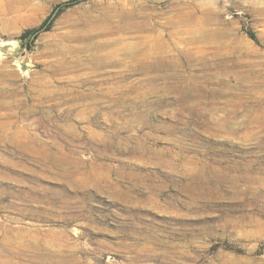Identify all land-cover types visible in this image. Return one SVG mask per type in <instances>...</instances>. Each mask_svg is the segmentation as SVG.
Masks as SVG:
<instances>
[{"label": "rangeland", "instance_id": "obj_1", "mask_svg": "<svg viewBox=\"0 0 264 264\" xmlns=\"http://www.w3.org/2000/svg\"><path fill=\"white\" fill-rule=\"evenodd\" d=\"M0 52V264H264V0H0Z\"/></svg>", "mask_w": 264, "mask_h": 264}, {"label": "bare ground", "instance_id": "obj_2", "mask_svg": "<svg viewBox=\"0 0 264 264\" xmlns=\"http://www.w3.org/2000/svg\"><path fill=\"white\" fill-rule=\"evenodd\" d=\"M191 13L190 11H187V14ZM194 12V11H192ZM180 14V13H179ZM192 14V13H191ZM205 21V20H204ZM108 29V28H107ZM100 30V29H99ZM105 31V30H103ZM188 31V30H187ZM84 33V32H83ZM82 33V34H83ZM87 33V32H86ZM89 33V32H88ZM91 33V32H90ZM175 32H172L169 34V36L171 37H174ZM73 34V33H72ZM165 36H163V33L162 32H158L156 33V35L153 36L154 40L150 43L148 42H143V46L142 47H138V48H133L131 49V46H130V49H126L125 47L122 48V47H115V48H107L106 46L108 45V43L112 40L110 38H106V39H102L100 40V45L99 47H96L92 52H88L90 49L89 48H75L72 47L73 49L71 48H62L63 45H62V49L60 50V54H61V62L58 64V67L57 69H59L60 71L63 72V70H69L71 67H75V66H78V65H84L85 62V58L88 59V56H91L92 58L91 59H95V61H97V64H104L106 62H115L117 63L118 62V59L116 58L118 54L120 53H125L127 55H131L129 57H132V56H139L137 58V61L138 62H134L133 61V65L131 67H134L135 68H138V69H141V70H146V71H151V72H157V73H154V75L152 76V80L151 82H155V80L157 79V77L161 76V75H167L169 71H172L174 70V72H172V75L171 76H174V77H178V73H176V69H177V66L178 63L175 61V57L177 56V53L176 55L175 54H172L170 53V49H168V45L166 44V39H164ZM87 39L90 38V36H87L86 37ZM181 38V37H180ZM190 38V37H189ZM148 39V38H147ZM150 39V38H149ZM116 40V39H115ZM96 41V40H95ZM94 41V42H95ZM174 41V40H173ZM185 41V40H184ZM98 42V41H97ZM94 44V43H93ZM136 44V43H135ZM135 44H132L135 46ZM84 45V44H83ZM82 45V47H84ZM139 45V44H138ZM136 45V46H138ZM95 46V45H94ZM98 46V44H97ZM127 47V46H126ZM51 48V47H50ZM94 48V47H93ZM176 48V47H175ZM183 49V48H182ZM56 50V48H55ZM58 50V51H59ZM49 52V51H48ZM53 52V50H52ZM50 53V52H49ZM55 53V52H53ZM59 53V52H58ZM183 54V55H190L191 53L187 52L186 51H181L180 53H178L179 55L180 54ZM52 54V53H51ZM65 55H68V59H65L64 60V56ZM84 56H86L85 58H83ZM187 57V56H186ZM72 58V59H71ZM178 58V57H177ZM188 59V58H187ZM57 61V60H56ZM58 62V61H57ZM188 62V61H187ZM119 63V62H118ZM96 64V65H97ZM57 65V64H56ZM54 65H47L46 68H52ZM95 66V65H93ZM97 68V67H96ZM53 69V68H52ZM54 70V69H53ZM58 70V71H59ZM191 73V72H190ZM161 78V77H160ZM171 78V77H170ZM144 79V78H143ZM159 79V78H158ZM163 79V78H162ZM186 79V78H185ZM80 80V79H79ZM179 80V79H178ZM182 80V79H181ZM82 81V80H81ZM150 81V80H149ZM146 82V81H145ZM131 83V82H130ZM174 83V82H173ZM180 83H182L180 81ZM144 83H139V85H137V87L143 85ZM166 86L170 87V88H175V89H181L180 88V84L178 82L175 81V84L172 85V84H169L168 82L165 83ZM186 85V84H185ZM184 85V86H185ZM148 86V85H147ZM153 87V86H152ZM182 87V85H181ZM192 85L190 86V84L186 85V90L185 92L187 93V95L189 96H192L194 92H191L190 89H191ZM200 86H194V88H199ZM157 88V86L155 87ZM154 88V89H155ZM114 92L116 93H119V92H122V91H127L128 89H131L130 85H126V84H122V85H118V86H115L114 87ZM141 89V88H140ZM72 90V89H70ZM161 89H159L160 91ZM182 90V89H181ZM200 90V89H198ZM138 91V90H137ZM141 91V90H140ZM150 91V90H149ZM196 91V89H195ZM80 92V91H79ZM89 92V91H88ZM199 93V92H197ZM128 94H131V93H128ZM202 94V92H201ZM91 94L90 93H86V92H82L79 94L80 98L81 97H86V96H90ZM122 95V94H121ZM136 95V94H135ZM151 95V94H150ZM184 95V93H183ZM94 96V95H93ZM125 96V95H124ZM141 96H144L143 95V92L139 94L138 98H143ZM149 96V95H148ZM197 96V99L201 98V95L200 94H196L194 95V97ZM107 97V96H106ZM145 97V96H144ZM185 97V96H184ZM194 97H191V98H194ZM128 98V97H127ZM126 98V99H127ZM186 98V97H185ZM93 99V98H92ZM114 99V98H113ZM144 99V98H143ZM88 100V99H87ZM133 100V99H132ZM201 100V99H199ZM121 101V98H117L116 99V102H119ZM135 101V100H134ZM201 102V101H200ZM87 103V102H86ZM264 103V102H263ZM87 105V104H86ZM110 105V104H109ZM111 106V105H110ZM126 106V105H125ZM116 108V107H115ZM120 108V107H119ZM71 109V108H70ZM105 112V111H104ZM99 120V119H98ZM126 125V124H125ZM88 127V126H87ZM262 127V126H261ZM89 128V127H88ZM87 128V129H88ZM66 129V128H65ZM85 130V129H84ZM89 132H94L96 133L95 131H93V129L89 128L88 129ZM88 132V133H89ZM114 132V131H113ZM88 134L91 136V134ZM120 134V133H119ZM248 134V133H247ZM96 135V134H94ZM93 136V134H92ZM99 136V135H97ZM2 140V139H1ZM33 141H36L37 139L33 138L32 139ZM119 140V139H118ZM62 153V152H61ZM58 156V155H57ZM60 156V155H59ZM61 156L63 157V155L61 154ZM60 157V158H62ZM48 158V156H47ZM69 158V157H68ZM54 160V159H53ZM64 161V160H63ZM69 161V160H68ZM71 161V160H70ZM56 162V161H55ZM59 162V161H58ZM70 163V162H69ZM72 163V162H71ZM61 164V163H60ZM67 165V164H66ZM70 165V164H69ZM65 166V165H64ZM239 166V165H238ZM68 167V166H67ZM129 173V172H128ZM126 174V173H125ZM57 178V177H56ZM262 180V179H261ZM108 183V181H107ZM7 228V227H6ZM13 230V229H12ZM17 233V232H16ZM20 233V232H19ZM10 234V233H9ZM13 234V233H12ZM15 235V234H14ZM20 235V234H19ZM4 236V235H3ZM21 237V236H20ZM19 237V238H20ZM25 237V236H24ZM3 239V238H2ZM36 239V238H35ZM1 241V240H0ZM8 242V241H7ZM17 242V241H16ZM22 242V241H21ZM3 243V242H2ZM13 243V241H12ZM25 243V242H24ZM7 244V243H6ZM9 244V243H8ZM36 244V243H35ZM42 244V243H40ZM4 246V245H3ZM23 246V245H22ZM42 247V246H41ZM9 248V247H8ZM40 248V247H39ZM12 249V248H11ZM6 256V255H5ZM11 258V256H9ZM29 257V256H28ZM36 263V262H35ZM51 263V262H50ZM39 264V263H38Z\"/></svg>", "mask_w": 264, "mask_h": 264}, {"label": "water", "instance_id": "obj_3", "mask_svg": "<svg viewBox=\"0 0 264 264\" xmlns=\"http://www.w3.org/2000/svg\"><path fill=\"white\" fill-rule=\"evenodd\" d=\"M0 56H1V52H0Z\"/></svg>", "mask_w": 264, "mask_h": 264}]
</instances>
